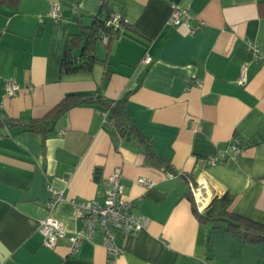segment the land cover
<instances>
[{
    "label": "crops",
    "instance_id": "obj_1",
    "mask_svg": "<svg viewBox=\"0 0 264 264\" xmlns=\"http://www.w3.org/2000/svg\"><path fill=\"white\" fill-rule=\"evenodd\" d=\"M53 2L62 8L57 22ZM174 5L193 14L194 33L171 23ZM111 13L130 29L122 25L109 47L98 42L106 63L62 74L69 37ZM9 79L17 96L6 94ZM69 94L84 103L45 118ZM97 95L124 99L126 135ZM43 118L47 131L26 129ZM139 133L159 164L146 161ZM235 138L241 152L210 165ZM115 167L135 211L149 218L136 234L117 235L123 253L112 262L99 233L74 254L66 238L45 245L39 226L52 190L66 194L52 215L72 234L82 222L71 200L101 199ZM190 183H200L198 196ZM227 192L230 210L264 222V0H21L0 9V264H264V243H245L195 213L192 196L199 210Z\"/></svg>",
    "mask_w": 264,
    "mask_h": 264
},
{
    "label": "built area",
    "instance_id": "obj_2",
    "mask_svg": "<svg viewBox=\"0 0 264 264\" xmlns=\"http://www.w3.org/2000/svg\"><path fill=\"white\" fill-rule=\"evenodd\" d=\"M52 21H59L62 18V8L59 2H53L48 13ZM121 14L114 13L112 17L106 20V25H118ZM193 14L180 5H174L171 16V23L175 26L185 24L194 33L196 27H191V19ZM43 21V18H41ZM104 36V41H107ZM249 47L256 56L259 55L260 49L258 45L249 40ZM153 61L151 56H146L144 62L149 64ZM239 81L241 84L247 81V66L243 65ZM5 91L8 96H17L20 91V85L13 79H9L5 85ZM104 117L108 116V111L103 112ZM62 133V132H60ZM230 150L221 151L216 155L209 156L207 161L210 165H216L227 161L230 157L237 156L241 152L240 141L235 138L230 142ZM123 171L121 167H115L107 178V187L101 199H91L78 202L74 199L71 201L75 206V217L81 220L82 226L76 232L70 234L64 228L62 223L56 219L52 213L56 205L66 199L64 190L54 189L50 199L46 202L48 216L40 221L39 231L44 237V244L48 247H55L60 239L66 238L70 243L71 253H76L80 243L84 240L94 242L96 235L99 233L101 242L112 262L115 261L123 250L116 243V237L121 233L136 234L141 228L145 227L149 218L142 212H136L134 203L127 198L125 188L122 183ZM140 183L147 186L152 185V182L140 179ZM200 183L194 185L190 183L191 192L197 195L201 186ZM198 196V195H197ZM199 210L203 211L209 205L204 206L198 203Z\"/></svg>",
    "mask_w": 264,
    "mask_h": 264
},
{
    "label": "trees",
    "instance_id": "obj_3",
    "mask_svg": "<svg viewBox=\"0 0 264 264\" xmlns=\"http://www.w3.org/2000/svg\"><path fill=\"white\" fill-rule=\"evenodd\" d=\"M21 0H0V9L8 4L10 6L19 5ZM114 13L107 16L106 19L97 17L90 26L83 27L82 33L78 36L71 35L69 37L65 57L62 62V74H72L79 72H91L95 65L101 60L97 55V44L100 40H104V36L108 39L106 46L109 47L112 40L125 33L121 26L130 29L129 21L125 16L121 15L118 25H106V20L112 17ZM79 46V54L74 52V48ZM84 97L77 94H69L65 96L53 109L49 111L45 118H52L54 121L58 119L71 107L84 103ZM94 101L104 107V111H108L109 120L114 127L120 129L131 128L126 123L127 113L124 107V99L107 100L97 95ZM29 131L45 132L48 130L46 119H35L26 126ZM141 141L147 145L146 161L151 164H159L157 156L151 149L149 141L142 135L138 134ZM169 168V166H168ZM193 209L197 216L202 220L212 224L213 228H224L233 232L245 243H264V222H257L230 210L234 197L228 192L222 196H217L210 205L203 211L198 210L193 199Z\"/></svg>",
    "mask_w": 264,
    "mask_h": 264
},
{
    "label": "water",
    "instance_id": "obj_4",
    "mask_svg": "<svg viewBox=\"0 0 264 264\" xmlns=\"http://www.w3.org/2000/svg\"><path fill=\"white\" fill-rule=\"evenodd\" d=\"M119 132H120L123 136L127 134V131H126L125 129H120ZM215 197H217V195H215V194L212 195V198H211V200H210L209 203H211V202L215 199Z\"/></svg>",
    "mask_w": 264,
    "mask_h": 264
}]
</instances>
